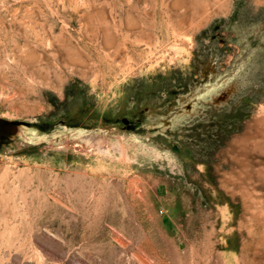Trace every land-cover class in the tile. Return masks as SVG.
Listing matches in <instances>:
<instances>
[{"label":"rangeland","instance_id":"1","mask_svg":"<svg viewBox=\"0 0 264 264\" xmlns=\"http://www.w3.org/2000/svg\"><path fill=\"white\" fill-rule=\"evenodd\" d=\"M0 264H264V0H0Z\"/></svg>","mask_w":264,"mask_h":264},{"label":"bare ground","instance_id":"2","mask_svg":"<svg viewBox=\"0 0 264 264\" xmlns=\"http://www.w3.org/2000/svg\"><path fill=\"white\" fill-rule=\"evenodd\" d=\"M83 114H84V113H83ZM80 116H82V115L80 114ZM85 117H87V116H85ZM78 118H80V117H78ZM78 118H77V119L74 118L73 121H74V122H78V121H80V119H78ZM84 120H85V119H84ZM88 121H89V120H88Z\"/></svg>","mask_w":264,"mask_h":264}]
</instances>
